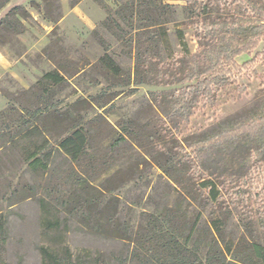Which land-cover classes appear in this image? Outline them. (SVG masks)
I'll use <instances>...</instances> for the list:
<instances>
[{
	"label": "trees",
	"instance_id": "obj_1",
	"mask_svg": "<svg viewBox=\"0 0 264 264\" xmlns=\"http://www.w3.org/2000/svg\"><path fill=\"white\" fill-rule=\"evenodd\" d=\"M10 1L0 0V11L7 7ZM79 1L81 0H68L71 7L77 6ZM96 1L101 3L107 13L103 25L119 39L134 45L137 59L136 78L139 76L140 66L147 64L139 58L141 46L138 37L149 33L150 36L147 38L150 48L159 44L169 46L166 25L175 23L177 44L183 52L189 54L185 28L192 26L196 29L195 37L200 43L199 52L189 55L187 73L181 79H177L178 75L174 79L188 84L181 92L170 94L167 99L171 117H178L181 121L190 120L191 111L198 103L201 102L205 107L214 105L218 92L232 83L237 85L235 71L242 72L258 57L264 62V51L257 52L252 60L244 63L237 60L239 55L250 54L264 40V0H182L186 2V8L196 12L198 19L191 20L192 22L177 21L168 17L169 14H174L171 10L174 5L165 0H116L115 9L104 0ZM35 5L43 11L45 19L52 20L56 23L55 28L58 27V23L64 17L60 0H40V3ZM237 5L242 7L244 14L235 12ZM215 7L223 8L224 12L227 7L228 11L232 10L234 13L227 17L224 12L222 16H213ZM35 24L36 20L26 6L13 5L0 18V44L10 49L16 58L23 56L27 48L19 35ZM14 45H18L21 50L13 49ZM49 47H45L43 51H47ZM150 59L155 61V56L152 55ZM49 60L55 67L43 71L29 88L17 90L15 93L3 91L9 105L0 110L2 118L0 156L18 147L23 149L22 174L16 183L10 182L9 205L20 201L19 198L13 199L15 194L35 188L33 182H25L23 175L29 174L34 180L43 177L46 179L60 166L56 165V160L61 156L70 166L68 180L73 178V181L69 180L70 191L61 197V203L66 205L70 212H80L85 223L90 224L89 222L94 220L93 226L96 227V231L101 232L106 238L133 243L134 247L127 254L114 255L89 248L75 252L66 245L58 249L42 245L38 247L41 264H264V245L254 242L242 245L241 238L237 242L232 239L226 240L225 229L216 223L217 219L230 212L232 197L236 194L231 188L223 193L228 186L227 181L231 182L230 178L236 175L235 149L243 146L247 148L250 159H264V102L249 118L239 121L236 125L227 126L219 132L200 135L194 141L195 145L190 144L194 148L193 154L197 161L196 165L193 164L195 170L206 172L199 150L200 142L206 144L207 151L211 153L215 150L221 151L225 156L221 162L219 161L218 168L213 170L212 178L197 179L195 175L197 171H193L185 185L183 181L174 178L167 166L158 163L168 179L179 187L177 196L173 195L171 200H159L149 195L143 203L142 194L130 204L134 212L142 209L141 219L137 223L135 220H129L125 227H122L121 212L117 211L118 203H111L112 199L119 197L114 192L122 185L114 184L108 177L97 186L82 175L74 180L72 171L75 160L90 154V149L94 148L91 137L99 129L98 122L97 127H94L97 117L105 121L108 131L109 128L110 131L113 130V126L109 125L103 113L90 117L89 110L96 105L99 108L106 107L120 93L110 95L108 100L105 98L106 101L103 97L104 92H101L96 98L79 97L72 102L64 103V97L58 96L64 90L68 78L85 72L86 64L73 67L53 55ZM87 66L99 68L102 75L110 74L115 77L120 75L121 71L110 55H104L98 63H88ZM130 78L131 75L129 81ZM138 81L142 82L143 79L140 77ZM193 81L194 83H190ZM236 88L239 89L236 95L239 98L246 90V86L238 84ZM28 139L29 145L25 146L24 143ZM110 141H112L108 143L110 149L106 144H102L99 148L100 153L106 156L109 152H118L120 155L123 146H127L124 152L128 162L125 168L128 174L127 181L137 179L139 183L135 185H141L143 170L140 166L151 163L152 159L145 157L149 153H139L140 146L124 133L119 134L116 139L113 134ZM105 194L111 195L109 199L105 198ZM227 194L232 197L227 199ZM7 196L4 197L8 198ZM24 196L28 198L31 195ZM38 201L45 214H51L52 209L56 208L45 196L38 198ZM186 203L193 206L194 218L188 214L190 209L187 208L188 205L186 207ZM147 206L151 208V212ZM207 209L212 210L209 213L210 217L205 214ZM215 213L218 215L215 216ZM45 223L50 228H57L61 221L58 218L53 220L47 217ZM152 250L155 251V255L148 253Z\"/></svg>",
	"mask_w": 264,
	"mask_h": 264
},
{
	"label": "rangeland",
	"instance_id": "obj_2",
	"mask_svg": "<svg viewBox=\"0 0 264 264\" xmlns=\"http://www.w3.org/2000/svg\"><path fill=\"white\" fill-rule=\"evenodd\" d=\"M60 1L64 17L56 28V23L45 19L43 11L36 7L35 4L40 3V0H11L7 7L0 11L1 18L13 5L23 4L36 20L35 25L19 35L27 48L23 56L16 58L10 49L0 44V110L9 105L3 91L15 93L17 90L29 88L43 71L55 67L49 60L52 55L73 67L86 64L85 72L68 78L64 90L58 96L64 97V103L72 102L79 97L96 98L101 92H104V96L102 95L104 99L108 100L110 95L120 93L106 107L99 108L96 105L89 110L90 117L103 113L109 125L113 126V130L110 131L109 128L108 131L105 121L97 117L94 127H97L98 122L99 129L91 137L94 148L90 149V154L75 160L72 171L74 180L82 175L97 186L108 177L114 184L122 185L114 192L119 197L112 199L111 203H118L117 211L121 212L120 222L122 227H125L129 220H135L137 223L141 219L142 209L134 212L130 204L142 194L143 203L149 195L159 200H171L173 195L177 196L179 187L168 179L158 163L167 166L174 178L183 181L185 185L193 171H197L195 174L197 179L212 178L213 170L218 168L219 161L225 156L221 151L215 150L212 153L207 151L206 144L200 142L199 150L206 172L195 170L193 164L196 165L197 161L192 145H195L194 141L200 135L219 132L227 126L236 125L239 121L249 118L260 107L264 102V62L258 57L250 67L243 69L242 72H234L237 85L246 86V90L239 98L236 97L239 89L237 90V85L232 83L217 93L214 105L205 107L200 102L191 111L190 120L181 121L178 117H171L167 99L170 94L181 92L188 84L174 79L176 75L177 79H181L187 73L189 55L199 52L200 43L195 37L197 31L194 27L185 28L189 54L183 52L177 44L175 23L166 25L169 46L159 44L150 48L147 38L150 36L149 33L138 37L141 46L139 58L147 64L140 66V73L138 72L139 76L136 78L135 47L119 39L103 25L107 13L101 3L96 0H81L77 6L71 7L68 0ZM104 1L113 9L116 8V0ZM165 2L174 5L171 9L174 14H169L168 17L185 22L198 19L194 10L186 8L185 1ZM222 9L215 7L213 16H222L224 12ZM235 12L244 14L240 5L236 6ZM230 13L234 11H228L225 7L226 17ZM47 46H50L49 49L43 51ZM12 48L21 50L18 45ZM262 51L264 40L250 54L239 55L237 60L244 63ZM104 55H110L116 61L121 69L120 75L116 77L110 74L102 75L99 68L87 66L88 63H98ZM152 55L155 56V61L150 59ZM140 77L143 79L142 82L138 81ZM118 82L124 84L117 85ZM121 133L140 146L139 153H149L145 157L152 159L151 163L140 166L143 170L141 185H135L139 183L137 179L127 181L128 174L125 168L128 162L124 155L127 146H123L120 155L118 152H109L106 156L100 153L99 148L102 144L108 146L109 142L112 143L111 136L114 134L116 139ZM24 144L29 145V139ZM108 148L110 149V146ZM93 155L96 157H91ZM22 156L23 149L20 147L0 156V161L4 163L2 165L0 162L2 165H0V264H41L38 247L42 245L56 249L66 245L75 252L89 248L114 255L127 254L132 250L133 243L106 238L101 232L96 231V227L93 226L94 220L90 221V224L85 223L80 212H70L66 205L61 203V197L70 191V181H73V178L68 180L70 166L61 156L56 160V165L60 166H56L47 180L45 177L34 180L29 174L23 175L25 182H33L35 188L15 194L13 199L19 198L20 201L9 205L11 201L9 185L12 181L16 183L22 174ZM249 156L247 148L240 146L235 149L236 175L230 178L231 182L227 181L228 186L223 193L231 188L236 194L235 197L227 194V199L230 197L233 199L230 212L217 219L216 223L225 229L226 240L232 239L237 242L241 238L242 245L248 242L264 245V159H250ZM25 194L31 196L27 198ZM5 195H8V198H5ZM42 196H45L51 205L56 206L51 214H45L42 210L38 201ZM110 196L105 194L106 199ZM187 205L186 203V207ZM187 208L190 209L188 212L190 217L194 218L193 206L188 205ZM210 211L212 210L205 211L208 217ZM47 217L53 220L60 219V226L48 227L45 223ZM148 253L155 255L154 250Z\"/></svg>",
	"mask_w": 264,
	"mask_h": 264
}]
</instances>
